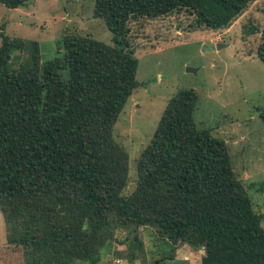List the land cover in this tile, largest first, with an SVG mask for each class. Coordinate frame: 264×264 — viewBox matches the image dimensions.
Listing matches in <instances>:
<instances>
[{
    "label": "trees",
    "instance_id": "obj_1",
    "mask_svg": "<svg viewBox=\"0 0 264 264\" xmlns=\"http://www.w3.org/2000/svg\"><path fill=\"white\" fill-rule=\"evenodd\" d=\"M29 0H0L16 8ZM251 0H94L112 44L69 34L41 61L36 41L0 24V209L8 241L25 264H98L115 228L150 225L165 241L154 264H181L179 243L204 248L201 264H264V225L234 174L229 147L193 112L196 90H178L137 161L134 190L127 153L113 126L137 85L131 18L187 9L197 26H227ZM257 57L264 63V22ZM14 52L25 57L14 62ZM264 125V106L258 107ZM127 261L142 242L132 239ZM169 261V262H166Z\"/></svg>",
    "mask_w": 264,
    "mask_h": 264
},
{
    "label": "rangeland",
    "instance_id": "obj_2",
    "mask_svg": "<svg viewBox=\"0 0 264 264\" xmlns=\"http://www.w3.org/2000/svg\"><path fill=\"white\" fill-rule=\"evenodd\" d=\"M93 8L94 0H29L16 8L0 2V24L10 37L36 41L45 61L59 54L56 45L69 34H90L112 44V32L94 16ZM263 22L264 0H251L227 26L215 30L197 26L187 9L129 19L128 35L138 59L137 85L113 126L115 140L127 153L123 193L134 190L138 158L167 102L178 90L192 88L199 95L194 121L226 141L234 174L264 225V125L258 115V107L264 106V63L257 57ZM217 43L223 45L217 48ZM25 55L14 52V62ZM9 235L0 209V264H25L23 246L9 242ZM113 237L98 264H154L171 250L150 225L132 232L115 228ZM132 239L141 241L143 248L128 262ZM204 252L203 247L179 243L172 254L181 264H201Z\"/></svg>",
    "mask_w": 264,
    "mask_h": 264
},
{
    "label": "water",
    "instance_id": "obj_3",
    "mask_svg": "<svg viewBox=\"0 0 264 264\" xmlns=\"http://www.w3.org/2000/svg\"><path fill=\"white\" fill-rule=\"evenodd\" d=\"M222 45H223L222 43H217V44H216V47L219 48V47H221ZM205 47H206V46H204V48H205ZM188 69H189V68H188Z\"/></svg>",
    "mask_w": 264,
    "mask_h": 264
},
{
    "label": "built area",
    "instance_id": "obj_4",
    "mask_svg": "<svg viewBox=\"0 0 264 264\" xmlns=\"http://www.w3.org/2000/svg\"><path fill=\"white\" fill-rule=\"evenodd\" d=\"M118 261V260H117Z\"/></svg>",
    "mask_w": 264,
    "mask_h": 264
}]
</instances>
